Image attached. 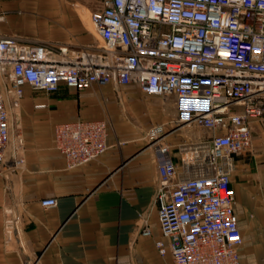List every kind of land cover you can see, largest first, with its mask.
Wrapping results in <instances>:
<instances>
[{
  "label": "built area",
  "instance_id": "obj_1",
  "mask_svg": "<svg viewBox=\"0 0 264 264\" xmlns=\"http://www.w3.org/2000/svg\"><path fill=\"white\" fill-rule=\"evenodd\" d=\"M88 20L96 42L80 48L0 38V171L11 139L7 97L19 108L27 87L52 95L62 86L81 94L134 85L146 97H174L173 131L186 125L211 135L180 145L187 174L180 176L165 142L172 131L165 124L148 131L160 176L156 247L171 264H242L231 178L252 146L253 123L264 121V0H104ZM111 123L106 114L56 126L69 169L108 151ZM41 205L55 208L57 199Z\"/></svg>",
  "mask_w": 264,
  "mask_h": 264
},
{
  "label": "crops",
  "instance_id": "obj_2",
  "mask_svg": "<svg viewBox=\"0 0 264 264\" xmlns=\"http://www.w3.org/2000/svg\"><path fill=\"white\" fill-rule=\"evenodd\" d=\"M75 2L93 12L104 8V0ZM76 3L0 0V38L70 48L93 44L94 31L72 8ZM149 98L137 86L112 84L81 94L64 86L52 95L27 87L19 108L7 97L11 139L0 171V264H171V254L162 257L156 247L162 240L156 204L160 176L148 129L165 124L172 131L165 142L180 176L187 175L180 145L206 141L211 134L186 125L173 131L174 119L163 118V99ZM106 114L112 120L108 151L69 169L56 146V126ZM252 129V146L237 157L231 181L242 264H264V122ZM14 157L24 163L15 167ZM47 198H56L57 206L44 208ZM145 227L150 236L142 234Z\"/></svg>",
  "mask_w": 264,
  "mask_h": 264
},
{
  "label": "rangeland",
  "instance_id": "obj_3",
  "mask_svg": "<svg viewBox=\"0 0 264 264\" xmlns=\"http://www.w3.org/2000/svg\"><path fill=\"white\" fill-rule=\"evenodd\" d=\"M63 1H68L69 3L70 2H74V3H76L75 1H81V2H83V1H91V0H63ZM72 8L74 9V11H76L77 12V14H78V16H79V18L81 19V21L86 25L85 26V28L87 29H89V27H91V25H90V23H89V20H88V15H89V12L91 11V10H89V9H87L85 6H83L82 4H74L73 6H72ZM82 9H84L85 11H87V14L84 16V19L83 18H81L80 17V15H79V10H82ZM83 11V10H82ZM91 32V31H90ZM93 33V35H94V37H95V39H96V34H95V32H92ZM39 92V91H38ZM41 93H43V92H41ZM76 96H77V94H76ZM150 100H152V101H155L156 99H158V98H152V97H150L149 98ZM161 99H163V101H162V103H161V111H162V114H163V118H167V119H175V117H176V110H175V98H173V97H171V96H165L164 98H161ZM146 111H148V110H143L142 112H143V114L144 113H146ZM159 114V113H158ZM155 118H157V119H155V120H157L158 121V117H155ZM263 123L264 121H256V122H254L253 124H255V123ZM137 126H138V124H136ZM151 126V125H150ZM150 126H149V128H150ZM149 130V129H148ZM252 133H253V129H252ZM147 141L149 142V140H148V137H147Z\"/></svg>",
  "mask_w": 264,
  "mask_h": 264
},
{
  "label": "bare ground",
  "instance_id": "obj_4",
  "mask_svg": "<svg viewBox=\"0 0 264 264\" xmlns=\"http://www.w3.org/2000/svg\"><path fill=\"white\" fill-rule=\"evenodd\" d=\"M87 14V11L83 10V11H80V17L84 19V16ZM89 30H93L94 31V28L91 26L89 27Z\"/></svg>",
  "mask_w": 264,
  "mask_h": 264
}]
</instances>
